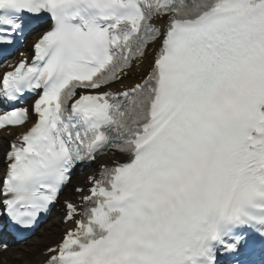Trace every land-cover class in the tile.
Segmentation results:
<instances>
[{
  "label": "snow or ice",
  "instance_id": "1",
  "mask_svg": "<svg viewBox=\"0 0 264 264\" xmlns=\"http://www.w3.org/2000/svg\"><path fill=\"white\" fill-rule=\"evenodd\" d=\"M41 29L0 74V130L37 116L0 225L27 239L95 165L38 264H264V0H0V55Z\"/></svg>",
  "mask_w": 264,
  "mask_h": 264
},
{
  "label": "bare ground",
  "instance_id": "2",
  "mask_svg": "<svg viewBox=\"0 0 264 264\" xmlns=\"http://www.w3.org/2000/svg\"><path fill=\"white\" fill-rule=\"evenodd\" d=\"M21 131V129L19 130ZM4 143V139L0 137V145ZM3 168L0 165V171H2ZM53 221L48 225L47 229L41 233L42 238H48L55 236L58 232L57 228L55 227V224L58 220L56 216H54ZM35 239L34 242L40 243L41 240L45 239ZM39 248H31L27 246H15L10 247L9 250L4 251L0 249V264H30L31 260L37 259V261L40 260V253L37 252Z\"/></svg>",
  "mask_w": 264,
  "mask_h": 264
},
{
  "label": "rangeland",
  "instance_id": "3",
  "mask_svg": "<svg viewBox=\"0 0 264 264\" xmlns=\"http://www.w3.org/2000/svg\"><path fill=\"white\" fill-rule=\"evenodd\" d=\"M57 235H58V233H57ZM57 235H56V236H57ZM54 239H55V238H50L48 241L44 242L41 246H43V245L45 246L47 243H48V245L53 244V243H54ZM48 245H46V246H48ZM41 246H40V247H41ZM46 246H45V247H46ZM45 247H44V248H45ZM39 251H40V248L37 250V252H39ZM31 262H32V260H31Z\"/></svg>",
  "mask_w": 264,
  "mask_h": 264
}]
</instances>
